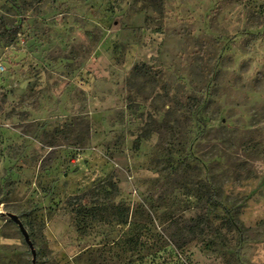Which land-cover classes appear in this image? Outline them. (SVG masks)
I'll use <instances>...</instances> for the list:
<instances>
[{"label":"rangeland","instance_id":"rangeland-1","mask_svg":"<svg viewBox=\"0 0 264 264\" xmlns=\"http://www.w3.org/2000/svg\"><path fill=\"white\" fill-rule=\"evenodd\" d=\"M0 264H264V0H0Z\"/></svg>","mask_w":264,"mask_h":264},{"label":"trees","instance_id":"trees-1","mask_svg":"<svg viewBox=\"0 0 264 264\" xmlns=\"http://www.w3.org/2000/svg\"><path fill=\"white\" fill-rule=\"evenodd\" d=\"M111 179L113 180V178H110L109 179L110 181H108L107 184L105 185L108 188L114 187L112 183L113 181ZM100 193L104 196H109V194L103 189L100 192H94V190L89 189L85 191V193H83L82 196L74 197L75 203H71V205L73 206L72 210L76 215L75 226H76L77 233H81V231L89 225L88 224L89 220H96L99 215L98 213L101 210H103L102 208L103 205L96 206L98 201L93 200L94 197H98ZM211 195H214V194L212 193ZM128 212H129L128 210L126 212H123L122 210V212L119 213L118 219L116 222L122 225L130 226L131 223L127 222ZM102 218L103 217H101L100 219ZM235 230L239 234V230L237 228H235ZM240 246H241V239L239 241L238 247Z\"/></svg>","mask_w":264,"mask_h":264},{"label":"water","instance_id":"water-1","mask_svg":"<svg viewBox=\"0 0 264 264\" xmlns=\"http://www.w3.org/2000/svg\"><path fill=\"white\" fill-rule=\"evenodd\" d=\"M7 217H9L12 221H14L16 223V225L19 227V230L23 236V239L25 240V242L27 243L28 247L31 249V254L34 257V252H33V247H32V243L31 241L28 239V235L26 233V230L24 228V226H22L21 222L19 221V219L17 218L16 215H11V214H7Z\"/></svg>","mask_w":264,"mask_h":264}]
</instances>
